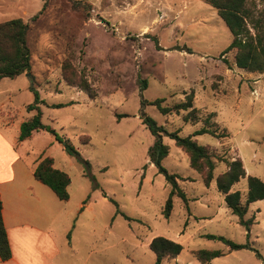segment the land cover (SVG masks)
Instances as JSON below:
<instances>
[{"label":"rangeland","instance_id":"374dc122","mask_svg":"<svg viewBox=\"0 0 264 264\" xmlns=\"http://www.w3.org/2000/svg\"><path fill=\"white\" fill-rule=\"evenodd\" d=\"M79 1L86 6L76 7L74 0H0V23L22 18L29 24L32 63L30 72L0 80V129L14 140L21 121L40 110L43 122L78 152L69 153L49 131L23 148L30 157H53L71 178L70 198L62 203L67 212L58 225L54 220L61 246L56 264H155L150 243L156 236L183 245L180 255L161 264H204L195 256L199 249L224 252L208 264H264V200L251 203L245 216L254 219L248 238L216 184L228 169L224 160L235 158L247 171L232 188L243 200L248 175L264 181V72L238 67L236 49L224 53L233 35L205 0ZM247 6L257 15L264 0H248ZM66 62L73 64L68 77L87 81L95 98L65 79ZM35 91L39 109L29 110ZM190 93L196 123L185 121L188 111L163 114L150 103L163 98L164 106H174ZM143 99L149 101L146 113L169 132L193 135L210 117L221 135L195 136L216 162L210 186L175 140L163 136L170 146L163 165L181 177L188 198L186 203L175 195L168 218L171 188L149 160L155 136L140 117ZM208 234L250 241L253 249L232 251Z\"/></svg>","mask_w":264,"mask_h":264},{"label":"trees","instance_id":"16d2710c","mask_svg":"<svg viewBox=\"0 0 264 264\" xmlns=\"http://www.w3.org/2000/svg\"><path fill=\"white\" fill-rule=\"evenodd\" d=\"M218 10V14L224 20L230 29L233 40L231 44L224 50V53L236 49L235 63L238 67L250 71L264 72V10L255 15L247 6L248 0H205ZM76 7H84L85 3L74 0ZM37 17V16H36ZM34 17V19L36 18ZM29 24L22 18H15L0 23V80L3 78H17L25 72L32 69L31 49L28 45ZM228 61V60H226ZM64 77L71 85H78L85 90L90 97L95 98L96 94L90 89L87 81L78 84L72 77H68L66 72L73 70V64L66 62L63 66ZM142 90L146 87L147 81H141ZM35 102L28 106L29 110L39 109L40 96L35 91ZM194 94L190 93L186 99L174 106H164L163 98H157L151 101V104L157 105L163 114L181 110L188 111L184 116L185 121L193 123L198 122L199 115L197 108L194 107ZM149 103L146 99L142 100V108L140 117L143 123L150 129L155 136L154 144L148 150L149 160L154 164L158 171L164 174L167 183L170 185V194L166 201L164 215L170 217L174 207V196L181 197L188 203L187 194L179 184L181 177L174 172L169 171L163 165V160L169 155L170 146L163 141L166 135L175 140L178 147L182 148L190 158V165L200 173H205V184L210 186L215 179L216 162L206 145H202L195 138L197 135L210 133L215 136H221L217 129L213 128L210 117L206 119L207 125L198 129L193 135L182 136L179 131L169 132L163 126L158 125L155 119L148 115L144 107ZM58 106H63L58 104ZM212 117V115H211ZM21 132L19 140L23 141L30 138L35 131H49L56 135L62 146L69 153H78L71 143V140L58 135L55 129L46 125L42 119V112L31 118L24 120L21 124ZM228 169L217 176L216 184L219 191L224 195L227 207L232 213L239 217L241 225H243L250 238L251 226L254 223L253 218L246 219L245 216L249 210L251 203L264 200V181L255 175H248V192L246 200L240 190L232 191L233 186L247 176V171L241 158L232 160H224ZM54 158L51 156H41L35 168V177L49 186L63 201L70 198L68 186L71 183L69 174L54 166ZM183 179V178H182ZM211 239H219L230 247V250L253 249L250 241L244 244L236 243L224 236H216L213 234L206 235ZM150 248L156 254L155 264H161L165 258H175L181 254L183 245L177 241L164 236H156L150 243ZM222 250L199 249L195 252V256L204 264L210 263L217 257L224 256ZM257 256L262 258L257 252ZM12 257V248L8 237L3 217V201L0 194V260L6 261Z\"/></svg>","mask_w":264,"mask_h":264},{"label":"crops","instance_id":"0c3cea01","mask_svg":"<svg viewBox=\"0 0 264 264\" xmlns=\"http://www.w3.org/2000/svg\"><path fill=\"white\" fill-rule=\"evenodd\" d=\"M39 132L20 141L19 135L12 140L0 129V194L12 248V257L0 264H56L61 254L54 220L58 225L60 215L67 212L64 201L35 177L40 157L23 150Z\"/></svg>","mask_w":264,"mask_h":264}]
</instances>
